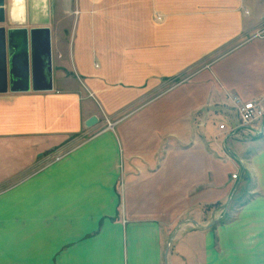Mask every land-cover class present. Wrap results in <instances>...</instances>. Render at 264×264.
Segmentation results:
<instances>
[{"label":"rangeland","instance_id":"obj_1","mask_svg":"<svg viewBox=\"0 0 264 264\" xmlns=\"http://www.w3.org/2000/svg\"><path fill=\"white\" fill-rule=\"evenodd\" d=\"M254 1L264 15V0ZM249 38L261 43L264 29ZM190 70L164 86L163 93L179 88L171 98L113 115L99 109L100 124L0 186V264H159L157 225L177 236L174 264L178 255L205 264L196 229L208 224L219 264H264V118L253 120L262 128L252 132L234 122L232 108L233 100L264 108V97L212 96L206 105L207 87L218 81L209 69ZM96 225L104 228L92 233Z\"/></svg>","mask_w":264,"mask_h":264},{"label":"crops","instance_id":"obj_2","mask_svg":"<svg viewBox=\"0 0 264 264\" xmlns=\"http://www.w3.org/2000/svg\"><path fill=\"white\" fill-rule=\"evenodd\" d=\"M12 1L4 0L8 28L50 30L52 90L0 94V186L34 170L38 157L87 134L88 118L100 124L99 109L113 115L122 107L158 103L179 89L163 93L164 86L192 68L193 75L209 69L218 81L207 87L206 105L212 96L222 102L227 96L264 97V40L249 42L264 29L254 0H24L23 11ZM205 59L210 60L194 69ZM157 90L161 93L153 94ZM109 137L104 136L111 145ZM118 181L110 182L114 215L121 198L115 193ZM211 227L196 234L205 240V264H219L218 236ZM156 231L158 263L174 264L169 253L177 236L170 237L163 225ZM178 256L181 264H192ZM49 264H58L57 258Z\"/></svg>","mask_w":264,"mask_h":264},{"label":"water","instance_id":"obj_3","mask_svg":"<svg viewBox=\"0 0 264 264\" xmlns=\"http://www.w3.org/2000/svg\"><path fill=\"white\" fill-rule=\"evenodd\" d=\"M5 23V3L0 0V25ZM50 30L47 28L0 27V94L50 92L52 59ZM98 122L90 117L89 128Z\"/></svg>","mask_w":264,"mask_h":264},{"label":"built area","instance_id":"obj_4","mask_svg":"<svg viewBox=\"0 0 264 264\" xmlns=\"http://www.w3.org/2000/svg\"><path fill=\"white\" fill-rule=\"evenodd\" d=\"M232 108L236 111L237 122L240 124V128L247 129L252 132H257L258 130L253 129V120L256 118H264V108L255 101H250L246 104L241 105L239 101H234ZM108 126H110L108 124ZM223 129V126H221ZM236 178V176H233Z\"/></svg>","mask_w":264,"mask_h":264},{"label":"bare ground","instance_id":"obj_5","mask_svg":"<svg viewBox=\"0 0 264 264\" xmlns=\"http://www.w3.org/2000/svg\"><path fill=\"white\" fill-rule=\"evenodd\" d=\"M14 1V5H16L17 7H18V5H22V10L21 11H23V4H24V0H13ZM14 7V6H13ZM24 16V15H23ZM22 16V17H23ZM25 21V18L23 17L22 18V22H24Z\"/></svg>","mask_w":264,"mask_h":264}]
</instances>
